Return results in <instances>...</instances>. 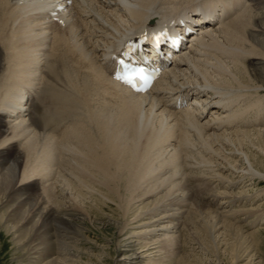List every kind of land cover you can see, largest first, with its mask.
Segmentation results:
<instances>
[{"label": "bare ground", "instance_id": "6f19581e", "mask_svg": "<svg viewBox=\"0 0 264 264\" xmlns=\"http://www.w3.org/2000/svg\"><path fill=\"white\" fill-rule=\"evenodd\" d=\"M41 1L0 0L1 232L29 264L72 261V244H49L50 225L77 227L70 219L79 216L89 223L91 212L106 204L131 218L118 231L122 264H162L167 249L180 252L183 230L199 220L212 223L213 237L224 238L234 227L223 221L230 197L215 195L217 209L206 208L189 192L184 169L214 167L218 173L202 180H217L222 190L234 187L233 177L264 181V131L238 130L246 125L243 115L263 101L257 98L264 71L251 69L264 66L259 2L179 0L158 10L157 0H73L57 24L36 16L45 9ZM184 3L228 16L167 59L150 93L131 94L113 82L100 63H108L104 53L172 18ZM234 6L239 10L231 18ZM177 97L191 104L176 111ZM88 101L104 110L94 112ZM80 115L85 121L76 119ZM48 131L60 136L53 140ZM190 150L195 154L185 156Z\"/></svg>", "mask_w": 264, "mask_h": 264}, {"label": "rangeland", "instance_id": "374dc122", "mask_svg": "<svg viewBox=\"0 0 264 264\" xmlns=\"http://www.w3.org/2000/svg\"><path fill=\"white\" fill-rule=\"evenodd\" d=\"M257 2H259L261 7L263 8L262 12L264 13V0H257ZM255 4L258 5L257 3ZM251 64L254 65L255 63ZM258 66V69L256 66H252L253 68L251 69L264 71V66ZM234 88L237 89L238 86ZM251 98L252 97H250L247 101H250V103H254L257 99L263 100L262 102H258L262 105H260L261 107H250V112H248V114L243 115L246 120L245 127L242 126L238 130L252 131L255 129H259L261 131H264V92L260 93L259 98L257 99L254 97L252 99ZM87 105H89L87 108L92 107V110L94 109V107L100 109L99 111L104 110L99 108L98 105L96 106L93 104L94 107L91 106L92 103L90 101H88ZM96 108L95 110L97 112ZM95 110L93 111L95 112ZM77 113L80 114L79 112ZM86 115L88 114L86 113ZM259 117L261 119V125H252L251 122H253L255 118ZM81 118L85 121V118L82 115H80L76 119L83 121ZM72 123L73 121L70 124ZM64 125H66V123H61L60 127L62 128ZM47 135L52 139L54 138V136H56L53 135V133H51L50 131L47 132ZM58 137L55 138L58 139ZM57 139L56 141H60V138L59 140ZM54 143L56 142L54 141L52 144ZM56 148L59 152L60 150L58 149V146ZM56 148L54 152L57 153ZM262 151L264 152V149ZM56 153L54 157H56V160L58 159L59 161L60 156L58 155H61V152L57 153L58 155ZM188 154L192 156L195 154V152L190 150L185 156H187ZM163 159L164 158L162 157L158 158L156 165H158L159 162H161ZM165 160L167 161L166 163H171L169 162V160ZM216 172L217 171L214 167L213 170L205 172H203L202 167H198L196 165L186 167L184 169V173L188 176L190 181L188 182L189 192L192 194V196H194L195 199L201 200V202L205 205L206 208H211L212 210L217 209V205L214 207L213 204L217 201V199H215L216 201H213V196L220 195L224 192L223 194L226 195L225 197L227 199H229L230 197V199L228 203H226V206L223 207L225 208V210H227V212L223 209L225 213V219L222 220L226 223L232 224L234 227L240 228L241 231L237 228L234 229V227H232V229L224 238H215L213 237V233H211L213 227L212 223L206 222V220H199L198 222H195L193 227H188L191 228L190 230L188 228L187 231L186 229L183 230L182 239L180 240L181 243L179 242V244L182 245L180 252L174 254L173 247H170L169 252L167 249V252L165 254V257L167 259L165 258V261L162 264H264V181L254 180L249 182V180L247 179H239L238 177H233L230 178V180L235 182L233 185L234 187L229 186L227 187L228 190H222V186L221 184H219V181L216 183L217 180L214 181V179L212 180L211 178L207 179L206 181L202 180V178L208 177L210 175L212 176V174ZM56 178L57 176L55 177L54 175L51 181L55 182ZM234 179L239 182L235 181ZM209 180H211V182H208ZM213 182L215 185L213 184ZM59 185L60 184L58 183L57 186ZM237 193L238 196L241 195L239 196V198L237 196ZM232 198L233 200H231ZM148 201L149 200L143 202V206ZM98 208L99 209L95 210L93 213L91 212V222L89 223L88 221L85 222V219L82 216H79L77 219H70L71 223L77 222V227H61L55 224L50 225V228L52 229L51 234L53 235V239L51 238L49 242L50 245H54L55 249L58 248L59 243H67L70 244V246L71 244L73 245L70 248L73 247V251L76 256H73L72 261H69V263L73 262V264H122L123 261L119 260L122 258L118 257L119 253L117 251L119 245L118 243L120 242V238L122 237V235L118 234V231L122 229L128 222V220L131 218H123L122 210L116 208L114 204H106L103 207L99 206ZM238 213L239 217H237ZM86 214L89 215L90 213L88 211H85L84 215ZM118 223H123L124 225H120ZM233 230H235V232ZM76 237H78V240H81L80 243L77 245L73 244L74 239ZM190 238L191 241H194V239H196V241L198 242V244L194 246L195 248L192 247L193 249L191 248V245L189 243L191 241L188 240ZM65 240L66 242H64ZM137 248L138 247H136V249ZM25 258L26 257H23L21 255V252H18L16 250V247L11 241V238L0 230V264H29L28 262L30 261ZM15 259L18 262H16ZM69 263L64 262L63 264ZM144 263L145 261L138 264Z\"/></svg>", "mask_w": 264, "mask_h": 264}, {"label": "snow or ice", "instance_id": "6c2138e0", "mask_svg": "<svg viewBox=\"0 0 264 264\" xmlns=\"http://www.w3.org/2000/svg\"><path fill=\"white\" fill-rule=\"evenodd\" d=\"M167 32L160 34V36L154 37V39L157 41V46H159V42L161 41V37H166ZM147 37H145L146 39ZM179 38L172 39V43H176ZM127 53H125L126 55ZM123 64V62H121ZM125 74L122 76H118V79L124 80L125 82L129 84H133L134 79H141L146 80L147 78L144 76L145 69L144 68H138V67H132L131 65H125ZM135 87V85L133 84Z\"/></svg>", "mask_w": 264, "mask_h": 264}]
</instances>
